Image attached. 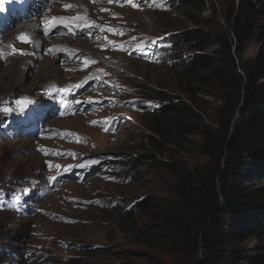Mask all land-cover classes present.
Listing matches in <instances>:
<instances>
[{"label": "rangeland", "instance_id": "rangeland-1", "mask_svg": "<svg viewBox=\"0 0 264 264\" xmlns=\"http://www.w3.org/2000/svg\"><path fill=\"white\" fill-rule=\"evenodd\" d=\"M240 1L101 0L103 12L112 14L95 16L98 27L85 29L80 36H49L43 44L51 46L50 54L40 50L38 59L27 49L31 41L7 49L12 40L6 37L22 20L33 18L30 5L44 16L47 0H1L0 71L9 73L19 64L25 72L18 83L22 89L0 87V252L5 250L1 261L184 262L162 241L148 244L137 235L140 230L156 233L158 226L155 211L143 206L177 199L175 178L167 165L186 164L193 170L208 162L201 152L206 135L228 118L217 66L222 61L221 43L233 46V52L239 47L233 37L235 18L229 12H235ZM253 1L260 10L258 21L241 48L251 63L264 52V0ZM56 8L52 3L48 11L57 12ZM2 12L20 15L7 21ZM108 17L116 18L126 35L115 30L111 42L103 44L110 37L105 30ZM198 30L211 38L209 46L197 53L214 63L209 67L195 66L194 44L185 39ZM154 43L167 46L165 51L180 56L181 62L160 61L139 49ZM21 53L34 61L6 64ZM184 65L192 69L187 72ZM188 104L199 115L189 124L154 132L144 117V107L153 112L166 108L174 116ZM58 142L61 148L56 147ZM81 198L91 202L77 208ZM260 245L252 235L235 242L221 264H249L247 257Z\"/></svg>", "mask_w": 264, "mask_h": 264}, {"label": "trees", "instance_id": "trees-1", "mask_svg": "<svg viewBox=\"0 0 264 264\" xmlns=\"http://www.w3.org/2000/svg\"><path fill=\"white\" fill-rule=\"evenodd\" d=\"M259 13L253 0H241L238 9L229 12L235 18L233 37L239 47L233 52V46L221 43L222 61L217 73L226 92L224 111L228 118L206 135L201 152L207 164L193 170L186 164L167 165L175 178L177 199L143 206L155 211L153 219L158 226L156 233L140 230L137 235L148 244L162 241L184 260L181 264H221L230 246L250 235L261 245L247 260L249 264H264V82H260L264 79V52L251 63L241 50L250 40L248 33ZM185 39L194 44L195 66L214 65L197 54L209 46L211 38L206 33L193 31ZM163 55L165 62L182 59L168 52ZM183 68L187 72L192 69L188 65ZM143 110L154 132L199 119L192 104L180 106L174 116L166 108Z\"/></svg>", "mask_w": 264, "mask_h": 264}, {"label": "bare ground", "instance_id": "bare-ground-1", "mask_svg": "<svg viewBox=\"0 0 264 264\" xmlns=\"http://www.w3.org/2000/svg\"><path fill=\"white\" fill-rule=\"evenodd\" d=\"M6 1L8 2L11 0H6ZM0 2H1V0H0ZM38 10L39 9L36 5H30V11H28V13L31 15V14H34L35 12H37ZM55 11L58 12V8H56ZM57 14L58 13H53L54 16H57ZM19 15L20 14H16L15 17H13V16H11V13H10V15H8L6 19H7V21H9V19L16 18ZM28 17H29L28 20H22L20 23H18L16 26H14V28H13L14 30H11L13 32L6 37V40H12L11 45H9L7 49H11L12 47L16 46L17 42H20V43L25 42L24 38L26 37L28 41H31L30 42L31 46L27 47V49L31 50L32 53H37V56L35 58L39 59L42 56L40 54L38 42H37L36 38L34 37V32L38 29L39 23L37 22L35 25H31L30 23H27L26 21H30L31 19H33V18H30V16H28ZM32 17H33V15H32ZM65 17L69 21V23L71 24V28H72L74 21L67 16H65ZM41 18L44 19L43 14L41 16H39V19H41ZM18 59L29 60V61L33 60L34 61V59L31 56H29L28 54L21 53L17 56L9 57V59L6 61V64L11 65L10 63L12 61H14L13 63H16L18 61ZM24 73L25 72H23L21 70L19 64H15V66L10 69L9 73H6L5 71H0V80H1L0 81V87L3 88L4 90H6L7 88H14L13 90L22 89V87L20 85H18V83H20L22 80L25 79ZM50 84L53 85V82H51ZM29 112H31V110ZM19 122H16V124Z\"/></svg>", "mask_w": 264, "mask_h": 264}, {"label": "clouds", "instance_id": "clouds-1", "mask_svg": "<svg viewBox=\"0 0 264 264\" xmlns=\"http://www.w3.org/2000/svg\"><path fill=\"white\" fill-rule=\"evenodd\" d=\"M79 2H80L79 7H80V10L82 11V13L88 15L90 18L91 17L94 18L96 16L95 14L99 11L98 10V6H99L98 4L92 3L91 0H79ZM82 34H83V30L82 31H79V33L77 35L80 36ZM139 35H141V36H148V35H145V34H143L141 32H140ZM62 36H64V37H74L76 35H62ZM166 48H167V46H163L160 43H157V44H155V43L154 44H148L147 47H146V52H148V53H150L152 55H155L157 59H159L160 61L162 60V61L165 62V59L166 58L164 57L163 52H166L165 51ZM142 107H144V106H142ZM144 108H146V107H144ZM146 109H149V108H146ZM149 110H151V109H149ZM56 147L57 148H61V144L58 142V144H57ZM89 202H91V201L86 200L84 198H81L80 199V202L77 204L76 207L77 208H82L85 205V203L88 204ZM36 215L37 216H40L39 214H36ZM0 262H1V264H6V263H4L1 260H0Z\"/></svg>", "mask_w": 264, "mask_h": 264}, {"label": "snow or ice", "instance_id": "snow-or-ice-1", "mask_svg": "<svg viewBox=\"0 0 264 264\" xmlns=\"http://www.w3.org/2000/svg\"><path fill=\"white\" fill-rule=\"evenodd\" d=\"M129 2H131V0H129ZM133 6H134V7H138V5H135V4H134ZM65 7H71V5H66ZM76 19H77V20H84V19H86V18H85V17H76ZM61 23H64V21H61ZM88 26H89V27H92V26H94V25H91V24H90V25H88ZM109 31H114V30H113V29H109ZM24 39H25V42H30V41L27 40L26 37H25Z\"/></svg>", "mask_w": 264, "mask_h": 264}]
</instances>
